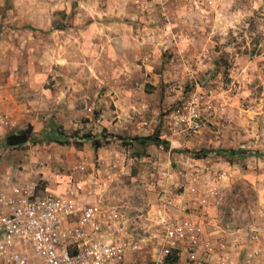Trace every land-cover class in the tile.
<instances>
[{
    "label": "rangeland",
    "instance_id": "374dc122",
    "mask_svg": "<svg viewBox=\"0 0 264 264\" xmlns=\"http://www.w3.org/2000/svg\"><path fill=\"white\" fill-rule=\"evenodd\" d=\"M175 1L184 8L177 16L179 37L187 42V50L198 52L189 58L179 55L169 76L158 72L143 85H134L139 100L157 94L160 109L152 133L169 138V148L151 141L140 146L132 140L134 135H121L123 139L109 142L105 152L94 149L93 137L109 135L93 119L98 109L92 108L90 117L81 112L105 96L103 84L96 80L91 83L90 99L80 97L77 115L70 124L55 125L54 134L62 140L70 134H89L90 138L81 145L54 142L50 124L33 129L30 140L17 148L6 147L0 137V184L34 186L37 192L49 186L61 194L74 177L83 179L84 187L92 182L93 191L84 193L83 200L102 199L122 210L128 230L142 239L140 249L128 253L126 260L141 264L151 263L159 254L158 192L166 184L172 193V216L195 211L206 200L217 207L221 228L242 234L244 245L249 246L224 255L225 264H264V159L250 153H264V0ZM81 3L0 0V114L4 119L8 115L1 99H24L28 107L33 106L36 88L56 83L51 56L69 51L62 49L64 39L57 36L58 30L49 28L40 38L25 20L33 21L42 4L56 7L53 14L48 13L53 27L72 26L81 19ZM63 5H70L68 12ZM174 20L176 26L178 20ZM172 56V52L164 53L163 62ZM189 104L199 111L200 127L195 132L175 126L171 117L174 110ZM142 111L133 109L132 116L138 118V125L147 126ZM202 148L243 151L231 161L214 152L193 157L192 152ZM76 162L84 166L82 175L71 169ZM104 180L106 189L101 186ZM149 192L156 197L154 202ZM234 241L239 245L238 239Z\"/></svg>",
    "mask_w": 264,
    "mask_h": 264
},
{
    "label": "crops",
    "instance_id": "0c3cea01",
    "mask_svg": "<svg viewBox=\"0 0 264 264\" xmlns=\"http://www.w3.org/2000/svg\"><path fill=\"white\" fill-rule=\"evenodd\" d=\"M175 2L95 0L90 3V0H82L78 7L81 19L73 22L72 26L65 23V27L60 29L53 27L52 20L49 19V14H53L56 7L39 4L34 20L25 21L37 29L40 38L42 32L49 28L58 30L57 36L64 39L61 40L62 49L69 51H58L56 56H51L55 61L53 77L56 83L53 87H37L33 106L28 107L24 99L15 100L8 96L1 99L2 110L8 116H5L6 119L0 126V137L3 139L7 134L17 132L25 128L23 125L28 124L33 129H41L50 124L49 131L55 134V125L70 124L73 116L79 112V98L90 99L93 89L91 83L96 80L103 84L105 96L92 102V105H86L81 111L83 115L90 117V110L98 109L93 119L109 135H151L153 127L157 125L159 99L153 93L145 100L137 99L138 88L136 90L134 85H143L146 78L152 79L159 75L158 72L164 77L169 76L171 67H174L173 61L178 60L179 55L189 58L190 54L195 56L196 51L198 52L195 48L187 50V42L179 37L181 30L177 16L184 12V8ZM66 3L68 4V0H65ZM70 8V5L62 7L65 12ZM175 17L178 20L176 26L175 20L173 21ZM166 52L173 54L168 63L163 62ZM133 109L143 110V121L147 126L138 125V118L134 119L132 116L135 113ZM107 144L97 150L105 152L106 147H109V143ZM2 188L4 184H0V189ZM45 189L58 193L49 186H45ZM149 194L154 202L156 197L152 192ZM175 216L188 217L198 222L203 230L202 239L211 244V259L206 257V252L199 250L195 253L194 264H210L214 260H223L224 255H234L237 249L249 246L247 242L244 245L242 234L225 230L218 225L219 216L214 204L209 203L188 213L182 211L181 215L176 213ZM234 238L239 240V245H235ZM231 240L234 244L229 245ZM185 255L184 252L180 253V262L185 260Z\"/></svg>",
    "mask_w": 264,
    "mask_h": 264
},
{
    "label": "built area",
    "instance_id": "2783aa9c",
    "mask_svg": "<svg viewBox=\"0 0 264 264\" xmlns=\"http://www.w3.org/2000/svg\"><path fill=\"white\" fill-rule=\"evenodd\" d=\"M175 126L188 132L200 127L199 111L189 104L171 114ZM5 119L0 114V126ZM71 169L83 174L76 162ZM167 178L169 172H163ZM74 177L65 192L58 194L34 186H4L0 189V264H140L127 262L126 255L140 249L142 239L128 230L122 210L102 199L84 201L92 182ZM101 186L106 189L104 180ZM159 254L149 264H194L195 253L206 252L210 260L211 244L202 239V226L188 217L172 216V193L166 184L159 190ZM207 205L206 200H203ZM181 252L185 260L179 261ZM210 264H225L214 260Z\"/></svg>",
    "mask_w": 264,
    "mask_h": 264
},
{
    "label": "trees",
    "instance_id": "16d2710c",
    "mask_svg": "<svg viewBox=\"0 0 264 264\" xmlns=\"http://www.w3.org/2000/svg\"><path fill=\"white\" fill-rule=\"evenodd\" d=\"M32 131H33L32 125L28 124L25 128L20 129L17 132L9 133L4 138V145L6 147H13V148L20 147L30 140V136H31ZM52 133L53 132H51V134ZM89 138H90L89 134H82L79 137L75 134H70V135H66V137L63 140L58 135L54 136V133H53V136H51V140L54 142H58V143L72 142L74 144L76 143L77 145H81L83 143V141H85L86 139H89ZM121 139H123V137L120 135H116V136L115 135H108L107 136L106 134L102 133L98 137H96V136L93 137L91 140V143H92V147L94 149H97V148H99V147L103 146L104 144H107L111 141L121 140ZM132 140L136 141L140 144H143L146 141H151L153 144L160 145L164 149L169 148L168 140L161 138L159 136L158 131H155L154 133H152L151 135H148V136L135 135L132 137ZM242 151L243 150L241 148H237V149L220 148V149H215V150H211L208 148H202L196 152H192V155L195 158H202V157H206L210 153L214 152V153H217L219 155L224 156L225 158H227V160L231 161L235 158V155H238ZM186 152H190V151L187 150ZM250 153L254 154L255 156L262 157L264 159V153L258 152L257 150L256 151L251 150Z\"/></svg>",
    "mask_w": 264,
    "mask_h": 264
}]
</instances>
